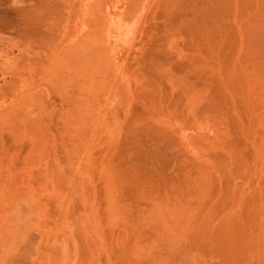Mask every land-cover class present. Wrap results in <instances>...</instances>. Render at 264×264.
<instances>
[{
    "label": "rangeland",
    "instance_id": "1",
    "mask_svg": "<svg viewBox=\"0 0 264 264\" xmlns=\"http://www.w3.org/2000/svg\"><path fill=\"white\" fill-rule=\"evenodd\" d=\"M7 1L9 3L7 6H11L12 11L17 10L16 26L19 27H16V30H0V264H157L159 259L157 256L160 253L156 243L158 232L156 228H151L153 225L151 216L148 217L153 209L151 198L153 195L158 194L159 189L160 193L162 191L163 194L165 193L162 190L165 188L166 191L165 180L170 178L169 181L172 182L184 179L183 174H185L187 168H189L188 172L195 169V172L194 170L192 172L193 174L197 175L199 172L197 176L200 175V171L203 172L199 178L194 174L200 180L211 174L208 170L215 169V171H212V174L215 175H208L207 178L210 179H205L203 182L206 181L209 185L213 179L216 180L215 183H210L209 194L216 195L217 201L219 195L226 193L229 183L232 184V180L235 179L236 182L240 180L238 186L241 193L244 191L247 205L252 204L254 198L252 200L249 198L253 197L251 194L253 191L256 196L259 195L260 200L264 203V170H261L264 169V162H260V165L259 163L256 166L254 165L257 167L256 171L252 165L254 160L250 157L252 153H249L248 157L251 158V162L253 161L250 163V167L252 165L255 170L254 172L253 169V171L249 169L250 171L248 170L245 173L247 174L246 179L252 180H248L249 182L245 181L246 179L241 175L240 177L242 181L244 179V182H241L239 176L229 179L226 175V180L225 172L220 168L229 159L228 156L234 151L233 149L237 148L236 146L245 147L248 145L245 148L239 146L247 154L249 151H253L252 148L256 144L260 149H264V141L262 142L264 135L261 132L264 127V117L263 119L260 117L263 121H260V125L262 123L261 127L260 125H257L258 127L254 126L255 130L256 128L257 130L261 129L254 132L256 136L260 137L257 136L256 138L253 135L254 137H251L255 138L254 143L252 139H250L252 142L246 139L245 143L242 132H239L241 130L235 129L238 124L236 122L245 124L248 122L247 117H244L245 115L241 112V99L240 97L236 98L233 93L229 92V96L228 93L224 96L225 92H221L224 86L222 79L224 77V80L227 79L226 75L223 76V74L227 72H224L225 70L224 73L219 71L223 65L224 68L222 67V69H225V64H231L229 62L231 58L229 59L227 55V50L230 49L225 48L216 53L217 56L220 54L224 56L219 58H216L214 53H211V57L209 52L207 54V49L203 50L204 47L200 50V44L199 46L196 45L198 41L189 31V24L192 25L193 18L195 19L194 7L192 9V6L186 4L183 0H178L180 7L171 6L173 4L171 0H47L48 2L42 0L47 7L41 9L46 13L48 12V15L45 13L46 15L44 17L43 14V17L45 19L48 16V20H44V23L43 19L40 20L42 22L40 32L44 37H50L52 44L49 43L50 39H48L49 45L41 46L39 36L30 32L29 20L26 22L19 21L21 18L17 15L18 9L24 11L23 9L26 8L27 13L22 14V20L26 17L30 19V16H33L37 11L38 5L36 2L39 4L40 0L39 2L37 0ZM179 1H183L184 5ZM41 7L45 6L41 4ZM184 7L188 8L185 9ZM234 12L231 14H236ZM237 14L236 18L231 15V18L234 17L235 20L231 19L229 21L228 31L233 27L235 30H232V33L230 31L231 34H235L236 31L239 32V27L242 28L244 23L252 19V16L249 17L248 14H245L247 15L245 17L244 15L241 17L240 13ZM191 15L193 18H189V16L192 17ZM18 18L20 19L17 20ZM237 19L240 24L242 23L241 26L236 22ZM100 20L102 24L98 22ZM185 21L186 23H184ZM231 23L233 26H230ZM94 26L95 28H93ZM93 29L98 30L99 34L96 33V35ZM91 37L93 39L97 37L98 43H100V45L97 43L94 47V49L97 48L95 50L92 47L93 44H90V48L87 46L88 43L83 44V42H87L86 40L90 42ZM85 46L87 47L85 48ZM77 48H80L79 51L83 52L82 54L79 53L81 57L87 53L91 56L90 51L94 50L95 53L98 49L99 51L102 50L103 59L106 57L102 67L100 66L99 69L96 68L95 70L97 76L93 71L94 68H90L89 64L87 68V63L90 62L87 61L89 56L87 58L86 55L82 57L83 59L86 58V61L84 59L86 68L82 67L85 68L84 73L87 74L88 71L86 70L93 69L92 72H94L96 78L93 81L94 85L91 84L93 87L90 85L85 86V74L77 72V70H83L80 69V66H75V63H77L76 55L78 54ZM76 50L77 54L72 56L75 57L74 60H72L73 58L68 59V55ZM223 51L224 54L221 53ZM69 52L71 53L69 54ZM224 58L226 59L224 60ZM68 62L73 67L67 64ZM161 65L165 66L167 70L165 67L163 69ZM156 66L158 68L162 67V69H154ZM77 67L79 68L77 69ZM97 70H99V73ZM165 70L169 75L165 73ZM170 70L177 75V78L186 76L185 79L182 78L183 81L188 77L187 81H190L189 83L193 85L196 92L199 91L198 96H203L205 99L201 97L202 99L195 100L194 103H188L185 99L186 96L181 91L182 87L177 83L178 80L180 82L181 78L177 79L175 75L173 76V73L171 75ZM163 71L166 74L165 77ZM154 72H157L156 75L158 72L162 73L164 77L163 80H160L161 85L158 82L160 87L154 84L159 81L160 74L157 75L158 77H152V75H155ZM80 75L81 77L84 76L83 80ZM162 75L160 76L162 77ZM166 76L170 77L166 78ZM171 77H174L173 81ZM155 79H157L156 82ZM171 81L177 83V85L175 83V86L170 85ZM151 88H154V92H156V89L158 90L156 95H160H157V98L162 103L164 102L162 105L167 110L173 112L176 109L178 112H176L177 115L174 114L177 118L172 115V117H163L164 119L161 117H157L158 120L157 118L154 119L155 123L160 119V125L166 122V125L165 123L162 125L165 130H168L166 132H170L168 134H172L175 139L178 136L177 141L179 142H177L176 148L169 149V151L165 150L170 154H167L169 158H167V161L162 160L160 157V150H163L164 147L163 143L160 144L158 140H154L149 134V137L147 134L136 135L138 130L133 129L134 122L139 120L137 117L145 120L144 122L151 118L149 117L152 112L150 98H144V94H146L144 92H150ZM196 88L198 89L196 90ZM202 89L204 90L203 93ZM208 89L209 91H207ZM153 90L151 89V91ZM218 92L219 95H217ZM220 95L221 97H219ZM218 98H221V104L219 105L224 107L221 109L223 112L221 114H218L219 111L214 110L216 104L218 105V102L216 103L214 100L217 101ZM211 108L213 111L210 110ZM238 111H240L239 115ZM262 111L263 108L261 111L259 110V112ZM209 112L212 116L209 115ZM153 118L147 122L148 124H144L149 125L151 121H153L151 124H154ZM186 120L187 122H185ZM133 133L135 134L133 135ZM136 137H138V140ZM139 150L144 153V157H142L143 155ZM229 151L230 153H228ZM132 157L134 158L132 159ZM221 160L222 164H220ZM218 162H220V167L217 166ZM165 164L167 168H164ZM159 166H163V169L160 170ZM109 167H112V172L127 169L125 172L132 174L133 177L138 176L139 181L136 177L135 179L132 177L134 181H129L132 184L127 182L125 187V183H117L115 184L116 189L114 183L108 180L112 173L111 170L109 171ZM178 167L180 168L177 169ZM198 167L204 170H199ZM217 167L218 170L223 171H219L221 174L217 172ZM196 169L199 171L197 172ZM108 171L111 173L109 174ZM105 172H108L106 173L108 177ZM180 172L183 174L180 175ZM104 175L106 176L104 177ZM248 175L252 179L247 178ZM236 178L238 179L236 180ZM143 180L144 182L141 185L140 181ZM105 182H108L107 184L112 187L108 189L109 185L107 188ZM206 182L202 183L201 181L205 189L207 187ZM146 186L150 189L147 190L148 187L146 188ZM151 188L153 189L151 190ZM203 188H201L202 193ZM107 189L110 191L107 192ZM111 190H113V194ZM206 190L204 194H206ZM195 193L197 194V191ZM202 193L198 192L200 195ZM107 194L109 195L107 196ZM194 194L192 193L193 196ZM146 195L149 196L151 203L148 201V196L146 201L144 200ZM197 195L194 196L195 199L193 196L189 198L193 200L195 205L192 201H188L191 206L187 201L183 203L185 206L189 205L190 207L185 208L183 206L185 211L188 209L187 213L192 212L189 209L193 207V213L204 214L214 205L216 207L213 208H217L224 203L222 200H220L221 204L216 199L214 200L215 196H211L210 199L212 200L209 201L210 196L208 195L205 196L206 201H203V194V197L199 200ZM112 197L116 198V201L111 202ZM156 197H153V199ZM114 202H116V205ZM197 204L198 207L196 208ZM201 205L204 207H199ZM113 206L119 210H115ZM114 210L116 212L113 213ZM13 218H16L15 221ZM216 222L218 223L217 220L212 223L214 228L217 227ZM150 223L151 225H148ZM183 239L185 241L188 238ZM187 243H179L180 250L177 248L178 250L173 251L172 256L165 252L172 259L170 264H176V260L178 261L181 258L180 254L185 252V248L186 251L188 250L187 253L189 250L192 254L195 252L194 258H196L197 264H221L220 259L209 249L199 248V251L198 247H194L190 240L189 246H187ZM181 244L184 247L181 248ZM196 252L199 253V256H202L198 257ZM197 257L203 260H197ZM252 257H247L249 258L246 259L247 264H260L257 258ZM181 259L178 262L181 261V264H185Z\"/></svg>",
    "mask_w": 264,
    "mask_h": 264
},
{
    "label": "bare ground",
    "instance_id": "2",
    "mask_svg": "<svg viewBox=\"0 0 264 264\" xmlns=\"http://www.w3.org/2000/svg\"><path fill=\"white\" fill-rule=\"evenodd\" d=\"M36 1V0H35ZM38 2H39V0H37ZM45 1V0H44ZM47 1V0H46ZM58 1V0H57ZM186 4H190L191 6H192V9H193V7L195 8V19L193 18V16L192 17H190L189 16V18H193V24L191 25V23L189 24V31H190V33L194 36V38H196L197 39V43L198 44H196V45H198L199 46V44H200V50L202 49V47H204L203 48V50L205 49H207V54H208V52L210 53V56H211V53H214L215 55H216V53H219L220 51H222V49H225V48H228V49H230L231 50V48H232V50L230 51H228L227 49V55L229 56V59L231 60H229V62L231 63V64H225L226 66V68L225 69H222V67L224 68V65L221 67L220 66V64H219V68L221 69L220 71H219V69H218V71L219 72H223L224 70V72H227V73H225V74H223V76L224 75H226V77H227V79H225L224 80V78L222 79L223 81V88L221 87V85H220V87L222 88V93H224L225 92V95L224 94H221V95H224V96H226L227 95V93H228V96H229V94L230 93H233L234 95H236V98H239L240 97V99H241V106H242V111L241 112H243V114L245 115H243L244 117H247V119H248V122H249V124H245V123H243V122H236V123H238L237 125H236V128L235 129H238V130H241V131H239L240 133L242 132V135L244 136V140H245V143H246V139L247 140H249L250 142H252L253 141V143H254V140H255V138L253 139L252 137H254L253 135H255V133L254 132H256V130H257V128H256V130H255V128H254V126L255 127H258L257 125H260V121H262V119H263V117H264V0H183ZM182 1V2H183ZM48 2V1H47ZM53 2V1H52ZM171 2H173V4H171V6L173 5V6H179L178 5V0H171ZM180 3H182L181 1H179ZM45 3V2H44ZM43 2H42V0H40V3L38 4L37 2H36V4L38 5V7H37V11L35 12V14L33 15V16H30V19L28 18V17H26V18H24V20H22V14H25V13H27V11H26V8L25 9H23L24 11H22V9H18V12H17V15L21 18H18L17 20H19V21H22V22H26L27 20H29L28 21V25H29V29H30V32H31V34H33V35H38L39 36V40H40V43H41V46H44V45H49L48 44V42H49V40L48 39H50V37L48 38V36H45L44 37V35L43 34H41V32H40V27H41V25H42V19H43V23H44V20H46L47 19V17L48 16H46V18L44 19V17H45V15L47 14L48 15V12L46 13V12H44V10H42L41 8H46L47 6H46V4H44ZM167 3V2H166ZM7 4H9L8 3V1L7 0H0V30H2V29H11V30H16V27H19V26H16V11L17 10H11V6L9 7V6H7ZM41 4L42 5H44L45 7H41ZM50 4V3H49ZM39 5H40V7H39ZM53 5V4H52ZM52 5H50V6H52ZM167 5V4H166ZM182 5H184L183 3H182ZM170 6V5H169ZM189 6V5H188ZM49 7V6H48ZM167 7V6H166ZM180 7V6H179ZM50 8V7H49ZM172 8V7H171ZM182 8V7H181ZM185 9H187L186 7H184ZM191 8V7H190ZM163 9V8H162ZM168 9V8H167ZM47 10H49V9H47ZM55 10V9H54ZM179 10V9H178ZM233 10H235L236 12H234ZM26 11V12H25ZM50 11V10H49ZM167 11V10H166ZM194 11V10H193ZM255 11V12H254ZM181 12V11H180ZM236 13V14H234V15H232L231 13ZM46 13V14H45ZM182 13V12H181ZM237 13H240L241 14V17L244 15V17L245 16H247V15H245V14H248V16L250 17V16H252V19L250 20V21H248L247 23H244L243 24V26H242V28L241 27H239V32H237V34H236V32H235V34H231L232 33V30H234L233 28L231 29H229L230 31H231V33H230V31H228V27H229V21L231 20V19H234V17H232L231 18V15L232 16H235V18H236V16H238V14ZM254 13H255V15H254ZM43 14H44V17H43ZM189 14V13H188ZM250 14H252V15H250ZM166 15V14H165ZM170 15V14H169ZM183 16V15H182ZM181 16V17H182ZM43 17V18H42ZM178 17V16H177ZM180 17V18H181ZM184 17V16H183ZM187 17V16H186ZM240 17V18H241ZM188 18V17H187ZM188 18V20H190ZM239 18V17H238ZM173 19V18H172ZM41 20V21H40ZM48 20V19H47ZM184 20V19H183ZM187 20V21H188ZM235 20V19H234ZM238 20V19H237ZM247 20V19H246ZM245 20V21H246ZM99 23L101 22V20L100 21H98ZM174 22V21H173ZM177 22V21H176ZM190 22H191V20H190ZM232 22H233V20H232ZM236 22H238V24L241 26L242 25V23L240 24L239 23V20L238 21H236ZM240 22H241V20H240ZM49 23H50V21H49ZM98 23V24H99ZM184 23H186V21L184 22ZM235 23V22H234ZM233 23V24H234ZM100 24H102V22L100 23ZM179 24V23H178ZM182 24V23H181ZM188 24V23H187ZM237 23L236 24H234V25H238ZM54 25V24H53ZM185 25V24H184ZM190 25H191V27H190ZM47 26H49V25H47ZM51 26H52V24H51ZM230 26H233L232 25V23H231V25ZM53 27V26H52ZM177 27V26H176ZM184 27V26H183ZM187 27H188V25H187ZM238 27V26H237ZM93 28H95V26L93 27ZM167 28V27H166ZM175 28V27H174ZM179 28V27H178ZM97 29V28H96ZM183 29V28H182ZM187 29V28H186ZM94 30V29H93ZM92 30V31H93ZM180 30V29H179ZM236 30H238V29H236ZM245 30V31H244ZM90 31V30H89ZM97 31V32H96ZM94 30L93 32H95V34L96 33H98L99 34V31L98 30ZM184 31V30H183ZM182 31V32H183ZM235 31V30H234ZM90 33H91V31H90ZM173 33V32H172ZM171 33V34H172ZM189 33V34H190ZM91 35V34H90ZM94 35V34H93ZM97 35V34H96ZM87 36H89L88 34H87ZM84 38H85V35H84ZM83 38V39H84ZM88 38V37H87ZM92 38V39H91ZM90 38V42H88V40H86L87 42H83V44L85 45L86 43H88L87 44V46L90 48V44H93L94 46H92L93 47V49H94V47L97 45V43H98V38L97 37H94V39H93V37H91ZM79 39V38H78ZM85 40V39H84ZM190 40V39H189ZM82 41V40H81ZM91 41H92V43H91ZM191 41V40H190ZM189 41V42H190ZM53 42V41H52ZM49 43H51V39H50V42ZM80 43V42H79ZM52 44V43H51ZM99 45H100V43H98ZM46 45V46H47ZM82 45V44H81ZM77 46V45H76ZM87 46H85V48L87 47ZM231 46V47H230ZM81 47V46H80ZM193 47V46H192ZM199 48V47H198ZM80 49V48H79ZM79 49L77 48V50H78V54H77V50L76 51H73V52H75V53H73V55H72V53L71 52H69V54L71 53V55H68V59H72L73 57L72 56H74V55H76V59H77V63H73L75 66H80V69H83L82 67H85L86 68V64H85V62H84V59H85V61H86V58H87V56H89L90 54H84V56L82 55V57H85V55H86V58H82L81 57V54L83 53V52H81V50L79 51ZM95 49H97V48H95ZM94 49V50H95ZM91 50H92V48H91ZM94 50L93 51H90V53H92L91 54V56H89L87 59V61H90V62H88L87 63V68L90 66V68H94V72H95V70H96V68L97 69H99L98 67H102V65L104 64V59L106 58H104L103 59V55L101 54V51H99V49L98 50H96L97 52H95L94 53ZM88 51V50H87ZM105 51V50H104ZM175 51V50H174ZM140 52H142V51H140ZM201 52V51H200ZM205 52V53H206ZM79 53H81V54H79ZM144 53V52H143ZM194 53V52H193ZM221 53H223L224 54V51L223 52H221ZM225 53H226V51H225ZM195 54V53H194ZM213 55V54H212ZM218 55V54H217ZM216 55V58H219L220 56H223L222 54H220L219 56H217ZM227 55H225V56H227ZM200 56V55H199ZM208 56V55H207ZM209 57V56H208ZM212 57V56H211ZM214 57V56H213ZM224 57V56H223ZM222 57V58H223ZM75 58V57H74ZM74 58L72 59V60H74ZM222 58H220V59H222ZM67 59V60H68ZM171 59V58H170ZM197 59V58H196ZM213 59V58H212ZM226 58H224V60H225ZM228 59V58H227ZM218 61H219V59H217ZM69 61V60H68ZM153 61H154V59H153ZM198 61V60H197ZM210 61V60H209ZM72 62V61H71ZM70 62V63H71ZM74 62V61H73ZM142 62V61H141ZM150 62V61H149ZM159 63V62H158ZM195 63V62H194ZM219 63V62H218ZM223 63V62H222ZM67 64H69V62L67 63ZM88 64H89V66H88ZM154 64V63H153ZM152 64V65H153ZM175 64V63H174ZM184 64V63H183ZM69 65H71V67H73V65L72 64H69ZM163 65V64H162ZM161 65V66H162ZM146 66V65H145ZM148 67H149V65H148ZM158 67H159V65H158ZM157 66L154 68V69H157L158 68ZM163 67V66H162ZM162 67H160L161 69H162ZM165 67V66H164ZM164 67H163V69H164ZM195 67V66H194ZM70 68V67H69ZM76 68V67H75ZM75 68H73L75 71H76V69ZM79 67H77V69H78ZM84 68V69H85ZM160 68H158V69H160ZM166 68V67H165ZM171 68V67H170ZM206 68V67H205ZM72 69V68H71ZM84 69L83 70H77V72L79 71V72H82V74H85L84 76H85V80H84V83H85V86H92V85H94V79L96 80V78H95V76H97L96 74V72H95V76H94V72H92V70H86V71H88L87 72V74L86 73H84L85 71H84ZM151 69V68H150ZM166 70H167V68H166ZM166 70H165V73L167 74V72H166ZM175 70V69H174ZM189 70V69H188ZM199 70V69H198ZM98 71V73H99V70H97ZM152 71H154V70H152ZM155 71H158V70H155ZM161 71V70H160ZM201 71V70H200ZM207 71V70H206ZM148 72V71H147ZM170 72H171V70H170ZM223 72V73H224ZM155 73V75H152V77L153 76H156V77H158L157 75L158 74H160L159 72H158V74L156 75V73L157 72H154ZM162 73H164V71L162 72ZM162 73L160 74V75H162ZM164 73V77H165V74ZM169 73V72H168ZM172 73L173 72H171L170 74L172 75ZM194 73V72H193ZM80 74V73H79ZM78 74V75H79ZM105 74V73H104ZM152 74V73H151ZM203 74V73H202ZM212 74H215V73H212ZM217 74V73H216ZM222 74V73H221ZM106 75V74H105ZM147 75V74H146ZM159 75V81H157V79H155V82L156 83H154V84H156L157 86H158V82H159V84H160V80H163L164 79V77H163V75H162V77ZM167 75H169V74H167ZM175 74L173 73V76H174ZM199 75V74H198ZM83 76V75H82ZM84 76L83 77H81V75H80V77L82 78V80L84 79ZM87 76V77H86ZM101 76V75H100ZM99 76V77H100ZM204 76V75H203ZM216 76V75H215ZM156 77H154V78H156ZM162 79H161V78ZM168 77H170V76H166V78H168ZM175 77L177 78V75H175ZM186 77V76H185ZM185 77L183 76V77H181L180 76V78L182 79H185ZM213 77V76H212ZM221 77V76H220ZM101 78V77H100ZM151 78V77H150ZM153 78V79H154ZM166 78H165V80H166ZM174 78V77H173ZM172 77H171V80L173 79ZM180 78H177V79H180ZM216 78V77H215ZM99 78H97V80H98ZM181 79H180V82H179V80H178V85L179 86H181L182 87V89H181V91H183V93H184V95L186 96L185 97V99H186V101H188V103H194V101L196 100V101H198V100H200V98L202 97L203 98V96H198V88H196V90H197V92L195 91V89H194V87H193V85H191V83H189L188 81H187V79H188V77L186 78V80H184L183 81V79H182V81H181ZM143 80V79H142ZM151 80V79H150ZM167 80H170V79H167ZM190 80V79H189ZM200 80V79H199ZM209 80V79H208ZM216 80H217V78H216ZM227 80V81H226ZM99 81V80H98ZM104 81V80H103ZM173 81V80H172ZM172 81H171V84L170 85H173V86H175V85H177V83H175V85H174V83H172ZM174 81H176V79H174ZM226 81V82H225ZM96 82V81H95ZM100 82V81H99ZM168 82H170V81H168ZM144 83V82H143ZM165 83V82H164ZM182 83V84H181ZM92 84V85H91ZM147 84V83H146ZM200 84V83H199ZM217 84V83H216ZM161 85V84H160ZM195 85V84H194ZM212 85V84H211ZM144 86V85H143ZM153 86V85H152ZM156 86V87H157ZM166 86H167V83H166ZM169 86V85H168ZM179 86H177V87H179ZM216 86V85H215ZM214 86V87H215ZM93 87V86H92ZM158 87H160V86H158ZM157 87V89L159 90V88ZM202 87V86H201ZM219 87V86H218ZM210 88V87H209ZM137 89V88H136ZM143 89V88H142ZM148 89V88H147ZM152 90L154 89V88H151ZM151 89H150V92H148L147 93V91L146 92H144V93H146V94H144L143 96H144V98L145 97H148V98H150V103H151V105H152V107H150L151 109H152V112L150 113V116L149 117H154L152 120H154V119H156L157 117H161V118H165V117H169V116H171L172 117V115H174V114H176V112H177V110L176 109H174L173 110V112H171V111H169V110H167L165 107H164V105H162L163 103L160 101V100H158L159 98H157V95H160V94H157L156 95V93L158 92V90L156 89V92H154L155 90H153V91H151ZM174 89H175V87H174ZM205 90H206V88H205ZM203 89H202V93H203ZM207 91H209V89L207 90ZM120 92V91H119ZM163 92V91H162ZM165 92V91H164ZM167 92V91H166ZM176 92V91H175ZM216 92V91H215ZM230 92V93H229ZM211 93V92H210ZM209 93V94H210ZM162 94V93H161ZM173 94V93H172ZM233 94H231V95H233ZM147 95V96H146ZM170 95V94H169ZM205 95V94H204ZM211 95V94H210ZM210 95H207V96H210ZM217 95H219V92H218V94ZM221 95L219 96V97H221ZM230 95V96H231ZM174 96V95H173ZM206 96V95H205ZM238 96V97H237ZM158 97H161V96H158ZM164 97V96H163ZM183 97V96H182ZM233 97V96H232ZM231 97V98H232ZM143 98V99H144ZM147 98V99H148ZM166 98V97H165ZM164 98V99H165ZM199 98V99H198ZM201 98V99H202ZM224 98V97H223ZM222 98V100H224ZM230 98V97H229ZM134 99V98H133ZM203 99H205V98H203ZM216 99V98H215ZM219 100H214L216 103L218 102V105L216 104V107H215V109L214 110H216V111H219V113L218 114H221V109H222V105H219V104H221V98H218ZM149 100V99H148ZM227 100V99H226ZM175 101H176V99H175ZM222 102H224V101H222ZM229 102V101H228ZM233 102V101H232ZM232 102H231V104H232ZM126 103V102H125ZM134 103V102H133ZM230 103V102H229ZM129 104V103H128ZM196 104V103H195ZM201 104V103H200ZM215 104V103H214ZM222 104H224V103H222ZM228 104V103H227ZM236 104H238V103H236ZM189 105V104H188ZM240 105V104H239ZM238 105V106H239ZM177 106V105H176ZM181 106V105H180ZM195 106V105H194ZM197 106V105H196ZM214 106V105H213ZM237 106V107H238ZM144 107V106H143ZM263 108V111L262 112H259V110L261 111L262 110V108ZM173 108V107H172ZM210 108V107H209ZM224 108V107H223ZM236 108V107H235ZM170 109V108H169ZM189 109V108H188ZM199 109V108H198ZM204 109V108H203ZM237 109V108H236ZM235 109V110H236ZM240 109V108H239ZM190 110V109H189ZM194 110V109H193ZM209 110V109H208ZM210 110H212V108L210 109ZM225 110V109H224ZM226 110H227V108H226ZM234 110V109H233ZM151 111V110H150ZM206 111V110H205ZM213 111V110H212ZM216 111H214V112H216ZM225 112V111H224ZM239 113H238V115L240 114V111H238ZM178 113V112H177ZM199 113V112H198ZM211 113H213V112H211ZM223 113V112H222ZM144 114V113H143ZM208 114V113H207ZM206 114V115H207ZM214 114V113H213ZM217 114V113H216ZM141 115V114H140ZM177 115V114H176ZM209 115H211L212 116V114H210V112H209ZM224 115V114H223ZM241 115H242V113H241ZM240 115V116H241ZM175 116V115H174ZM210 116V117H211ZM216 116V115H215ZM222 116V115H221ZM132 117V116H131ZM176 118H177V116H175ZM209 117V116H208ZM220 117V116H219ZM260 117H262V119L260 118ZM97 118V117H96ZM139 118V120L138 121H135L134 122V127H133V129L134 130H138V133H136V135L137 134H140V135H143V134H149V135H151L153 138H154V140L156 139V140H158V142L160 143V144H162L164 147H163V150L161 149L160 150V157H161V159L162 160H164V161H167V158H168V156H167V154H169V153H167L168 151H169V149L171 150V149H175L176 148V145H177V142H179V141H177V137H176V139H175V137L174 136H172V134L170 135V134H168V133H170V132H166V131H168V130H165L163 127H162V125H164L163 123H165V125H166V122H163V120H162V122L163 123H161L162 125H160V119H159V121L158 122H156L155 123V120H154V124H151L153 121H151V122H149L150 124L149 125H147L148 123V121L151 119V118H149V120L148 121H146V122H144L145 120H143L142 118H140V117H137V119ZM163 118V119H164ZM179 118V117H178ZM205 118V117H204ZM216 118V117H215ZM237 118H239V117H237ZM243 118V117H242ZM261 120H260V119ZM142 119V121H143V123H142V121L140 122V120ZM167 119V118H166ZM230 119V118H229ZM234 119V118H233ZM246 119V118H245ZM83 120V119H82ZM100 120V119H99ZM147 120V119H146ZM157 120H158V118H157ZM176 120V119H175ZM204 120V119H203ZM90 121V120H89ZM167 121V120H166ZM177 121V120H176ZM247 121V120H246ZM98 122V121H97ZM181 122V121H180ZM184 122V121H183ZM185 122H187V120L185 121ZM199 122H201V121H199ZM218 122H220V121H218ZM226 122V121H225ZM263 122V121H262ZM88 123V122H87ZM144 123H147V124H144ZM205 123V122H204ZM173 124H174V122H173ZM184 124V123H183ZM193 124V123H192ZM264 124V123H263ZM127 125V124H126ZM187 125V124H186ZM191 125V124H190ZM221 125V124H220ZM230 125V124H229ZM261 125H262V123H261ZM261 125H260V127H261ZM92 126V125H91ZM171 126L173 127V125L171 124ZM197 126V125H196ZM218 126V125H217ZM129 127V126H128ZM187 129H189V128H187ZM219 129V128H218ZM260 129V128H259ZM258 129V130H259ZM99 130V129H98ZM108 130V129H107ZM190 130V129H189ZM257 130V131H258ZM261 130V129H260ZM263 130H264V127L262 128V135H264V132H263ZM91 131V130H90ZM206 132V131H205ZM95 133V132H94ZM235 133H236V131H235ZM238 133V132H237ZM135 133H133V135H134ZM260 134V133H259ZM97 135V134H96ZM147 135H146V137H147ZM149 135H148V137H149ZM221 135V134H220ZM128 136V135H127ZM237 136V135H236ZM241 136V135H240ZM252 136V137H251ZM258 136V135H257ZM257 136L255 135V137L257 138ZM152 137H150L151 139H152ZM218 137V136H217ZM233 137V136H232ZM239 137V136H238ZM246 137V138H245ZM251 137V138H250ZM258 137H260V136H258ZM138 137H136V139H137ZM222 138V137H221ZM135 139V138H134ZM133 139V140H134ZM195 139V138H194ZM205 139V138H204ZM211 139V138H210ZM209 139V140H210ZM218 139V138H217ZM242 139V138H241ZM250 139H252V141L250 140ZM262 139V138H261ZM264 139V138H263ZM138 140V139H137ZM229 140V139H228ZM235 140V139H234ZM239 140H240V138H239ZM243 140V139H242ZM243 140V141H244ZM140 141V140H139ZM161 141V142H160ZM242 141V142H243ZM248 141V142H249ZM256 141H258V140H256ZM264 140H262V142H263ZM182 142V141H181ZM207 142H209V141H207ZM221 142V141H220ZM238 142V141H237ZM137 143H138V141H137ZM158 143V144H159ZM213 143V142H212ZM211 143V144H212ZM218 143V142H217ZM229 143V142H228ZM241 143V142H240ZM157 144V145H158ZM181 144V143H180ZM195 144V143H194ZM206 144V143H205ZM209 144V143H208ZM242 144V143H241ZM251 144V143H250ZM256 144V143H255ZM254 144V145H255ZM135 145V144H134ZM187 145V144H186ZM236 145H237V143H236ZM244 145V144H243ZM252 145V144H251ZM257 145V144H256ZM255 145V147H253L252 149H253V151L251 152V151H249L248 152V154H247V152L246 153H244V149H241L239 146H241V145H239V146H236L237 148H235V149H233L232 151L233 152H231V154L228 156L229 157V159L226 161V162H224L223 164H222V160H221V163L220 162H218V164H217V166L218 167H220V164H222V166L220 167V168H222V170L225 172V174H224V176H228V178L229 179H233V178H235L236 176L238 177L239 176V179L241 178V177H244V179H246V175L247 174H245L249 169L250 170H254V168H255V170H256V168L257 167H255L258 163H259V165H260V162H264V149L263 148H259V147H257ZM181 146V145H180ZM233 146V145H232ZM235 146V145H234ZM248 145H246L245 147H247ZM250 146V145H249ZM261 147H262V145H260ZM183 147V146H182ZM189 147V146H188ZM201 147V146H200ZM230 147V146H229ZM239 147V148H238ZM242 148H245V147H243V146H241ZM264 147V146H263ZM133 148H135L134 146H133ZM144 148V147H143ZM177 148H178V146H177ZM232 148V147H231ZM234 148V147H233ZM168 150L167 152L165 151V150ZM227 149V148H226ZM241 149V150H240ZM250 149V148H249ZM140 150H142V149H140ZM140 150H139V152H140ZM145 150V149H144ZM152 150V149H151ZM243 150V151H242ZM251 150V149H250ZM146 151V150H145ZM138 152V153H139ZM158 152V151H157ZM156 152V153H157ZM194 152V151H193ZM141 153V155H143L142 157H144V153H142V151L140 152ZM226 153V152H225ZM228 153H230V151L228 152ZM249 153H252L251 155H250V157H252V159L254 160V164L251 162V158H249L248 156H249ZM134 154V153H133ZM190 154V153H189ZM247 154V155H246ZM126 155V154H125ZM136 155V154H135ZM139 155V154H138ZM137 155V156H138ZM146 155V154H145ZM147 155H148V153H147ZM151 155V154H150ZM159 155V154H158ZM170 155V154H169ZM185 155V154H184ZM203 155V154H202ZM214 155V154H213ZM219 155V154H218ZM223 155V154H222ZM153 156V155H152ZM151 156V157H152ZM135 157V156H134ZM134 157H132V159L134 158ZM146 157V156H145ZM149 157V156H148ZM155 157H157V156H155ZM159 157V156H158ZM170 157V156H169ZM200 157V156H199ZM202 157V156H201ZM205 157V156H204ZM211 157V156H210ZM126 158V157H125ZM139 158V157H138ZM141 158V157H140ZM207 158V157H206ZM213 158H215V157H213ZM219 158V157H218ZM217 158V159H218ZM225 158V157H224ZM141 159H144V158H141ZM147 159V158H146ZM145 159V160H146ZM160 159V158H159ZM158 159V160H159ZM169 159V158H168ZM212 159V158H211ZM210 159V160H211ZM148 160V159H147ZM150 160V159H149ZM188 160V159H187ZM200 160H201V158H200ZM207 160V159H206ZM208 160H209V157H208ZM263 160V161H262ZM109 161V160H108ZM161 161V160H160ZM186 161V160H185ZM203 161V160H202ZM224 161V160H223ZM92 162V161H91ZM121 162V161H120ZM216 162V161H215ZM109 163V162H108ZM149 163V162H148ZM159 163H161V162H159ZM165 163V162H164ZM163 163V164H164ZM167 163V162H166ZM220 163V164H219ZM250 163H252V165L254 166V168H252V165H251V167H250ZM261 163V164H262ZM105 164H106V162H105ZM149 164H151V163H149ZM155 164V163H154ZM168 164V163H167ZM175 164V163H174ZM152 165V164H151ZM166 165V164H165ZM214 165V164H213ZM258 165V166H259ZM263 165V164H262ZM261 165V166H262ZM142 166V165H141ZM145 166V165H144ZM161 166V165H160ZM159 166V168H160V170H161V168L163 169V166L162 167H160ZM172 166V165H171ZM174 166V165H173ZM207 166H208V164H207ZM207 166L206 165H204V167H206L207 168ZM215 166V165H214ZM106 167V166H105ZM140 167V166H139ZM156 167H158V166H156ZM203 167V166H202ZM209 167V166H208ZM218 167H217V172H221L222 170L221 169H219L218 170ZM250 167V168H249ZM108 168V167H107ZM110 168V167H109ZM112 168V167H111ZM111 168L109 169V171L111 170ZM116 168V167H115ZM120 168V167H119ZM126 168V167H125ZM155 168V167H154ZM164 168H167V165L164 167ZM180 167H178L177 169H179ZM191 168V167H190ZM199 168V167H198ZM210 168V167H209ZM216 168V167H215ZM103 169H104V167H103ZM188 169L189 168H187V171L185 172V174H183V173H181L180 172V175H182L183 174V177H184V179H180L181 181H176V180H174V181H172V182H170L169 181V179L168 180H165L164 178L166 177L165 175V177L163 178L164 180H165V184H166V191H165V188L164 189H162V190H164V194H163V191H162V193H160L159 191H160V189H159V191H158V194L160 193V195L158 196V194H155V196H157L156 198H154L153 199V197H155L154 195H153V197H152V195H151V200H152V203L150 202V200H149V196L148 195H146V198L144 199L145 201H146V199H147V196H148V201L151 203V205H153V207L152 206H150V207H152L153 209H152V213L151 214H148V217H149V215L151 216L150 218H151V223L153 224L152 226H151V228L153 229V228H156L157 229V232H158V237H156V243H157V246H158V248H159V252L160 253H158L159 254V256H157V257H159V259H158V262H157V264H170V263H172V259H170L169 257V255H167V253H169L171 256H172V254L175 252V250H178L180 247H178L179 246V243H181L182 242V244H183V242H185V244L187 243V246H189L188 244H189V240L191 241V243L192 244H194V247H198L197 249L199 250V248H205V249H209L210 250V252L212 251L213 252V254H215V256H217L219 259H220V263L221 264H247V260L246 259H249V258H247V257H251V256H253L252 258H257L258 260H259V262H260V264H264V203L260 200V198H259V195L257 194V196H256V193L253 191V193H254V195H253V193H251L252 194V196L253 197H250L249 199H253V201L251 202L252 204L251 205H247L246 204V199H245V196H244V194H243V192L241 193V190L239 189V182H240V180H239V182H238V178H236V180H237V182L235 181V179H233L232 180V184H231V182L229 183V185H228V182H227V185L229 186V188H228V190H227V188H226V193H224V194H221V195H219L220 197H219V200L217 201V197H216V195H210L209 194V188L211 189V186H209L210 185V183L211 184H213L212 182H214L215 183V181H214V179L212 180V182H208L209 183V185H207V182L206 181H204L203 182V180H205V179H208L207 177H208V175H215V174H212L213 172L212 171H215V169L213 170V168H212V170H208V171H210L211 172V174H208L207 175V177L205 176V177H203V178H205V179H202V177H200L202 180H200V179H197V177L199 178V176L201 175V174H203V172H201L200 171V175L199 176H197L198 174H199V170H202L201 168H199V170H197V172H198V174L196 175L195 173V175L197 176H195L192 172H193V170H194V172H195V169H193V170H191V171H189L188 172ZM105 170V169H104ZM106 170H108V169H106ZM115 170V169H114ZM117 170V169H116ZM121 170V169H120ZM120 170H117V171H114V172H112V170H111V172H109V174H110V179H108V180H110L112 183H114V185L115 184H123V183H127V182H131V180H132V182L134 181V179H135V177H136V175H135V177H133V175L132 174H129L128 172H125V171H122V170H124V169H122L121 171ZM138 170V169H137ZM152 170V169H151ZM186 170V169H185ZM204 170V169H203ZM249 170V171H250ZM252 170V171H253ZM255 170H254V172H255ZM262 171L264 170L263 168L261 169ZM140 171V170H139ZM138 171V172H139ZM206 171H207V169H206ZM222 171V172H223ZM257 171V170H256ZM108 172H105V174L106 173H108ZM165 172V171H164ZM176 172H177V170H176ZM183 172H184V170H183ZM196 172V173H197ZM209 172V173H210ZM217 172H214V173H217ZM219 172V173H220ZM103 173V172H102ZM163 173V172H162ZM253 173V172H252ZM260 173V172H259ZM262 173V172H261ZM104 174V173H103ZM102 174V175H103ZM142 174V173H141ZM144 174H146V173H144ZM161 174V173H160ZM205 174H206V172H205ZM221 174V173H220ZM249 174V173H248ZM255 174V173H254ZM263 174H264V171H263ZM107 175V174H106ZM106 175H104V177L106 176ZM162 175V174H161ZM240 175H241V177H240ZM112 176V177H111ZM217 176H218V174H217ZM217 176H215V177H217ZM223 176V175H222ZM224 176H223V178H224ZM227 176L225 177V179L227 178ZM230 176V177H229ZM253 176V175H252ZM261 176V175H260ZM264 176V175H263ZM107 177H108V175H107ZM132 177L134 178V179H132ZM138 177V176H137ZM136 177V178H137ZM142 177H143V175H142ZM180 177V176H179ZM214 177V176H213ZM233 177V178H232ZM103 178V177H102ZM139 178H140V176H139ZM144 178V177H143ZM145 178H146V176H145ZM247 178H251L252 179V177H250L249 175H248V177ZM75 179V178H74ZM179 179V178H178ZM210 179V178H209ZM208 179V180H209ZM224 179V180H225ZM244 179H243V181H242V178H241V182H244ZM105 180H106V178H105ZM108 180H106V181H108ZM137 180H138V178H137ZM137 180H135V181H137ZM142 180V179H141ZM145 180V179H144ZM144 180L143 181H140V183H141V185H142V182H144ZM147 180V179H146ZM182 180H183V182H182ZM227 180V179H226ZM249 179H246L245 181H248ZM139 181V180H138ZM169 181V182H168ZM198 181H199V186H198ZM201 181H202V183H205L206 182V185H207V187H206V189L205 188H203V186H204V184H201ZM249 181H252V180H249ZM248 181V182H249ZM260 181V180H259ZM109 182V181H108ZM108 182H105L106 184L108 183ZM129 182V184H132V183H130ZM110 183V182H109ZM139 183V182H138ZM146 183V182H145ZM225 183V182H224ZM261 183V182H260ZM105 184V185H106ZM124 184V185H125ZM150 184V183H149ZM231 184V185H230ZM242 184V183H241ZM244 184V183H243ZM263 184V183H262ZM108 185H109V188H108ZM113 185V184H112ZM113 185V186H114ZM135 185V184H134ZM133 185V186H134ZM145 185V184H144ZM143 185V187H145ZM202 185V186H201ZM220 185V184H219ZM226 185V187H228ZM257 185H259V184H257ZM118 186V185H117ZM127 186V184L125 185V187ZM132 186V185H131ZM137 186V185H136ZM222 186V185H221ZM112 186H110V184H107V188L108 189H110ZM115 188H116V185L114 186ZM113 187V188H114ZM119 187V186H118ZM121 187H123V185H121ZM148 186H146V188H147ZM205 187V186H204ZM255 187H256V185H255ZM114 188V189H115ZM120 188V187H119ZM128 188V187H127ZM134 188V187H133ZM132 188V189H133ZM201 188H203V190L205 191H207L206 192V194H204V191H203V193H202V189ZM107 189V192L108 191H110V190H108ZM117 189V188H116ZM131 189V188H130ZM138 189V188H137ZM140 189V188H139ZM144 189V188H143ZM150 189V187H148V189L147 190H149ZM153 188H151V190H152ZM260 189V188H259ZM135 190V189H134ZM150 190V191H151ZM155 190H157V189H155ZM251 190V189H250ZM117 191V190H116ZM140 191H141V189H140ZM139 191V192H140ZM197 191V194H198V192L199 193H202L203 195H204V197H203V195L201 194H194V192H196ZM111 192H112V194H113V190H111ZM110 192V193H111ZM121 192V191H120ZM134 192H136V191H134ZM146 192V191H145ZM153 192H155V191H153ZM224 192V191H223ZM222 192V193H223ZM246 192V191H245ZM259 192V191H258ZM257 192V193H258ZM116 193V192H115ZM147 193V192H146ZM192 193L194 194V196L195 195H197L198 196V198H199V200H200V198L201 197H203L202 199H203V201H206L205 200V196H207L208 194V196H210L209 197V199L211 198V196L212 197H214V200L216 199V201L218 202V203H220L221 204V202H220V200H222L224 203H222V205H219L217 208H213V207H216L215 205L213 206V207H211V209L208 211H206V213H204V214H201V213H199L198 211V214H196V213H193L194 211L192 210V209H194L193 207H192V209H189V211H192V212H189V213H187L188 211V209L185 211V208L187 207V208H190L189 207V203L190 202H188V201H192L193 202V200H190L189 198L191 197V196H193L192 195ZM212 193V192H211ZM151 194V193H150ZM154 194V193H153ZM109 194H107V196H108ZM111 195V194H110ZM126 195V194H125ZM199 195H200V197H199ZM193 196V197H194ZM115 197V196H114ZM114 197H112V198H110V199H112L111 200V202L112 201H116V198L114 199ZM262 197V196H261ZM144 198V197H143ZM247 198V197H246ZM189 199V200H188ZM193 199V198H192ZM194 199H195V197H194ZM207 199V198H206ZM196 200H198V199H196ZM195 200V201H196ZM212 199H210L209 201H211ZM246 200V201H245ZM250 200V201H251ZM108 201H109V199H108ZM185 201H187V203L189 204V205H187V206H185L183 203L185 202ZM202 201V202H203ZM215 201V203H217ZM197 202V201H196ZM208 202V201H207ZM207 202H206V204H207ZM19 203V202H18ZM186 203V202H185ZM194 203V202H193ZM204 203V202H203ZM217 203V204H218ZM111 204V203H110ZM114 204L116 205V202H114ZM113 204V205H114ZM200 204H201V201H200ZM205 204V203H204ZM203 204V205H204ZM211 204H213L212 202H211ZM248 204H250L249 202H248ZM114 205V206H115ZM118 205V204H117ZM126 205V204H125ZM193 205H195V203L193 204ZM209 205H210V203H209ZM107 206V205H106ZM113 206V207H114ZM119 206V205H118ZM183 206H185V208H183ZM191 206V205H190ZM208 206V205H207ZM212 206V205H211ZM23 207V206H22ZM116 207V206H115ZM114 207V208H115ZM196 208L198 207V204H197V206H195ZM199 207H204V206H199ZM220 207H221V209H220ZM113 208V209H114ZM25 209V208H24ZM116 209H118V208H115V210ZM207 209H209V208H207ZM16 210V209H15ZM113 211V213L114 212H116V211ZM119 210V209H118ZM150 210H151V208H150ZM150 210H148V211H150ZM11 211V210H10ZM120 211H122V210H120ZM195 211H196V209H195ZM200 211H201V208H200ZM202 211H204L205 212V210H203L202 209ZM220 211V212H219ZM4 212H5V210H4ZM97 212V211H96ZM14 213H15V211H14ZM14 213H12V214H14ZM28 213V212H27ZM124 213V212H123ZM150 213V212H149ZM203 213V212H202ZM116 214V213H115ZM118 215H119V213H117ZM199 214H201V215H199ZM15 215V214H14ZM14 215H12V216H14ZM24 215V214H23ZM113 215V214H112ZM112 215H110V216H112ZM124 216V215H123ZM127 216V215H126ZM23 217V219H25L24 218V216H22ZM117 217V216H116ZM122 217V216H121ZM120 217V218H121ZM119 218V217H118ZM126 218V217H125ZM150 218H149V221H150ZM10 219V218H9ZM14 219V221H15V219L16 218H13ZM144 219V218H143ZM148 219V218H147ZM6 220V219H5ZM116 220V219H115ZM127 220V219H126ZM218 221V223L216 222V224H217V227L216 228H214L213 226H212V223L214 222V221ZM145 221H146V218H145ZM149 221H148V223H149ZM151 223L150 224H148V225H151ZM12 224V223H11ZM28 224V223H27ZM132 224V223H131ZM108 225V224H107ZM14 226H15V224H14ZM98 226V225H97ZM132 226V225H131ZM24 229V228H23ZM109 229V228H108ZM125 229V228H124ZM130 230V229H129ZM134 230V229H133ZM155 230V229H154ZM15 231V230H14ZM136 231H137V229H136ZM132 232V231H131ZM154 232V231H153ZM154 233H156V232H154ZM13 238V237H12ZM183 238H188V239H185V241H184V239ZM151 240V239H150ZM149 240V241H150ZM186 240H187V242H186ZM155 241V240H154ZM181 244V248H182V245ZM3 245V244H2ZM152 246H153V244H152ZM184 247V246H183ZM186 247V246H185ZM193 247V248H194ZM147 248V247H146ZM178 248V249H177ZM188 248V247H187ZM192 248V247H191ZM195 248V249H196ZM184 249V248H183ZM153 250V249H152ZM180 250V249H179ZM174 251V252H173ZM183 251V250H182ZM188 251V250H187ZM187 251H186V248H185V252H182V254H180L181 255V258L183 259V262H185V264H195L197 261H196V258H194V253L195 252H193V254L190 252L191 250H189V252L187 253ZM193 251V250H192ZM200 251V250H199ZM198 251V252H199ZM165 252H167V253H165ZM198 252H196V255L198 254V257H200V256H202V255H200L199 256V253ZM157 254V255H158ZM177 254V253H176ZM179 254V253H178ZM13 255V254H12ZM214 256V255H213ZM137 257V256H136ZM135 257V258H136ZM175 258H176V256H174ZM179 257V256H178ZM177 257V258H178ZM198 257H197V260H199L198 259ZM171 258H173V257H171ZM180 258V259H181ZM10 259V258H9ZM12 259V258H11ZM155 259H156V257H155ZM180 259H178V261L180 260ZM181 259V260H182ZM206 259V258H205ZM173 260H174V258H173ZM203 259H200V261H202ZM156 261H157V259H156ZM177 260H176V264H181V261H180V263L178 262ZM191 261V262H190ZM211 261V260H210ZM178 262V263H177ZM156 263V262H155ZM173 263H175L174 261H173ZM201 263V262H200ZM219 263V262H218ZM251 263V262H250ZM253 263V262H252ZM197 264V263H196ZM204 264V263H203Z\"/></svg>",
    "mask_w": 264,
    "mask_h": 264
}]
</instances>
